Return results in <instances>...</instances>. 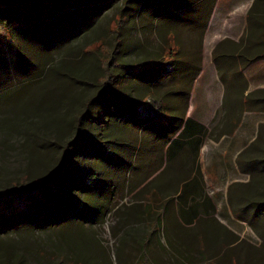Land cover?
Listing matches in <instances>:
<instances>
[{
	"label": "rangeland",
	"instance_id": "obj_1",
	"mask_svg": "<svg viewBox=\"0 0 264 264\" xmlns=\"http://www.w3.org/2000/svg\"><path fill=\"white\" fill-rule=\"evenodd\" d=\"M197 1L19 0L16 22L29 23L36 9L52 10L53 18L43 30L37 23L35 35L11 29V45L3 39L9 20L0 10V191L44 179L63 164L42 219L16 227L0 222V264H145L144 257L150 264H264V215L252 213L264 214V124L253 143L256 155L248 157L257 158L255 172L231 165L211 170L206 192L214 213L186 226L176 220L174 181L162 175L142 183L146 173H128L123 144L138 137L112 121L107 93L125 101L134 93L117 73L120 64L188 42L193 49L211 4L229 22L234 6L246 7V26L256 22L248 31L264 41V0H207L192 9ZM216 55L225 57L220 48ZM176 79L185 85L189 76ZM151 100L145 96L144 104ZM78 132L82 139L67 145ZM83 138L111 151L118 142L126 158L111 151L100 157ZM233 200L245 202L252 222L238 218L243 213L233 212Z\"/></svg>",
	"mask_w": 264,
	"mask_h": 264
},
{
	"label": "crops",
	"instance_id": "obj_2",
	"mask_svg": "<svg viewBox=\"0 0 264 264\" xmlns=\"http://www.w3.org/2000/svg\"><path fill=\"white\" fill-rule=\"evenodd\" d=\"M205 1L193 3L192 9ZM234 7L231 12H238L229 22L223 16L225 11L211 4L193 49L188 42L162 56L146 55L137 63L120 64L117 72L125 75L127 91L130 83L134 85V93L129 90L125 94L126 102L139 105L145 96H151L161 108L156 119L145 123L137 121L131 109L125 122L112 117V121L135 130L138 137L123 144L129 157L128 173H146L142 183L162 175L170 183L174 181V188L178 187L176 220L186 226L202 215L214 213V204L206 192L211 170L231 165L249 174L255 172L257 163L253 146L259 126L264 124V41L260 33L248 31L256 22L246 26L242 17L246 7ZM162 28L170 30L164 25ZM219 48L224 59L216 55ZM124 65L133 68L124 69ZM184 74L189 76L185 85L176 79ZM242 80L245 83L241 86ZM114 111L115 108L111 114ZM117 144L113 150L123 154L124 148ZM169 198L165 208L173 201V197ZM233 201V212L243 213L238 218L252 222L251 216L247 218L245 202L237 205Z\"/></svg>",
	"mask_w": 264,
	"mask_h": 264
},
{
	"label": "trees",
	"instance_id": "obj_3",
	"mask_svg": "<svg viewBox=\"0 0 264 264\" xmlns=\"http://www.w3.org/2000/svg\"><path fill=\"white\" fill-rule=\"evenodd\" d=\"M18 1L19 0H13V1H2L0 0V10L5 11V16L9 20V22L6 23L5 27V34H4V41L8 44H12V39H14L11 35V33H8V31H11V29L18 28L19 30H22L23 32L21 34L28 36L29 34L32 35L34 33H37L38 28L35 27L37 23L41 24L42 30L43 27L46 26V21H52L53 18V11L52 10H46V9H36V15L35 17H31L29 19V23H19L16 22L13 19V12L18 7ZM24 3L29 1L35 0H22ZM100 8H102V4L99 5ZM98 6V7H99ZM98 10V9H97ZM168 11L162 10V14L166 13ZM171 14V12H169ZM166 14H163L161 17L166 16ZM15 23H17V27H15ZM40 30V32H42ZM52 28H50L48 31H51ZM38 32V33H40ZM9 35V36H8ZM35 35V34H34ZM69 37L73 34H67ZM11 39V43L8 41ZM52 45V44H51ZM1 48V47H0ZM1 53H3V50L0 49ZM150 64V63H149ZM143 65V64H142ZM124 69H127L128 67L126 65L123 66ZM133 66H131L128 69H132ZM107 88V86L105 87ZM108 97L111 99V105L110 110L112 111L113 108H115L114 114H111L112 117L120 120H126L128 118L127 113L132 110V112L135 114L137 121L140 123L149 122L153 119H156L159 116L160 112V106L159 104L155 103L153 100L148 101L147 104H133L131 102H126L121 97H117L113 93L108 92ZM142 105V106H141ZM114 115V116H113ZM125 122V121H123ZM81 134L79 132L76 134L75 139L72 141H69L67 145L71 143H76V141L81 140ZM82 141H87L90 144V140L87 138H83ZM126 145V144H125ZM87 147H92L91 149H94V151L99 153V156L101 157L103 153H107L111 151V149L107 150L106 147L100 146L99 149L95 148L93 144L86 145ZM113 154H115V158H126L125 156L120 157V154H118L115 151H111ZM97 155V154H96ZM122 155V154H121ZM62 161L59 162L58 169L51 172V174L44 178V179H38L35 182L32 183H26V182H20L17 186H13L12 188L4 189L0 191V222H5L10 227L14 225V227L21 225V222H27L32 221H38L42 219L41 212L45 209H49V211L52 209L51 206H53L52 201L50 200V197L55 194V191L57 190L56 180L58 178L57 171L61 169L62 167ZM129 170V169H128ZM127 171V169H126ZM88 175L90 178L94 176L93 172H88ZM63 204H60L59 206L62 207ZM164 208L166 206H163ZM166 209V208H165ZM36 217V218H35ZM36 219V220H35ZM187 223V222H186ZM190 223V222H188ZM144 263L150 264L147 261V258L144 257Z\"/></svg>",
	"mask_w": 264,
	"mask_h": 264
}]
</instances>
